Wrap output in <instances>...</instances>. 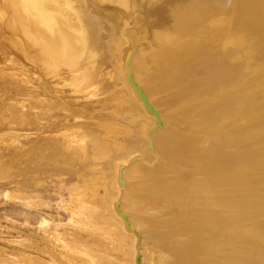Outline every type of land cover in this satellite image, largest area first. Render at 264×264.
I'll list each match as a JSON object with an SVG mask.
<instances>
[{
  "label": "bare ground",
  "instance_id": "bare-ground-1",
  "mask_svg": "<svg viewBox=\"0 0 264 264\" xmlns=\"http://www.w3.org/2000/svg\"><path fill=\"white\" fill-rule=\"evenodd\" d=\"M0 63L13 264H264V0H0Z\"/></svg>",
  "mask_w": 264,
  "mask_h": 264
},
{
  "label": "rangeland",
  "instance_id": "rangeland-1",
  "mask_svg": "<svg viewBox=\"0 0 264 264\" xmlns=\"http://www.w3.org/2000/svg\"><path fill=\"white\" fill-rule=\"evenodd\" d=\"M16 61L19 62L17 58ZM16 61L15 67L17 68L21 63L17 66L18 63ZM7 67L8 66H4L3 63H0V75H14L10 73L13 69ZM15 72L16 71H14V73ZM25 73L23 69L17 68L16 76L22 83L28 81L27 74ZM5 146L6 144H4L3 147ZM3 163L4 161H1L0 165H3ZM2 167H0V169H3L4 172H0V174L2 173V176H0V264H13L14 260L11 255L12 253H9L13 249L12 245L24 243L27 226L29 223L38 225L40 213L26 206L19 198L14 197L15 189L20 188V190H25L28 187L25 174L22 173L13 178L10 175L13 169ZM49 173L56 174V170H51ZM54 200L59 199L56 198ZM54 200L53 204L55 203ZM50 212L53 216L56 214L55 218L59 216L57 209H53ZM60 215L64 221H67L68 216L66 212L61 210ZM21 261H24V259H21Z\"/></svg>",
  "mask_w": 264,
  "mask_h": 264
}]
</instances>
